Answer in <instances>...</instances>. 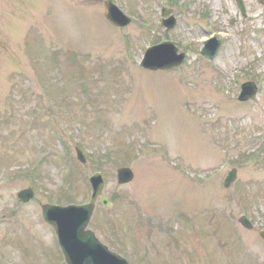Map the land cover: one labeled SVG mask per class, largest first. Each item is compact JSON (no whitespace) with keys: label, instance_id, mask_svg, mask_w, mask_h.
<instances>
[{"label":"rangeland","instance_id":"rangeland-1","mask_svg":"<svg viewBox=\"0 0 264 264\" xmlns=\"http://www.w3.org/2000/svg\"><path fill=\"white\" fill-rule=\"evenodd\" d=\"M104 1L0 0V179H7L0 186V264H63L41 205L86 201L96 172L105 194L117 197L108 209L98 204L94 220L139 221L143 229L142 251L132 240L121 249L133 264H264V30L252 38L260 22L237 16L234 0H114L133 17L120 28L106 20ZM246 2L249 15L264 10ZM164 8L177 18L170 30L161 24ZM212 35L222 45L210 60L200 50ZM162 38L187 51L186 61L170 71L144 70L143 52ZM54 54L56 64L42 65ZM68 63L74 69L64 79ZM249 66L259 93L242 103ZM121 165L135 172L127 184L116 180ZM234 167L236 180L225 188ZM193 175L212 179L203 188L192 185ZM27 187L37 192L20 203L16 194ZM179 212L191 224L181 246L167 248L160 229L173 228ZM243 214L251 230L238 222ZM94 226L104 243L118 245L120 233ZM149 231L157 247L143 240Z\"/></svg>","mask_w":264,"mask_h":264},{"label":"water","instance_id":"water-1","mask_svg":"<svg viewBox=\"0 0 264 264\" xmlns=\"http://www.w3.org/2000/svg\"><path fill=\"white\" fill-rule=\"evenodd\" d=\"M108 6L107 16L109 20L116 25H126L130 22V19L121 13V10L111 3L109 0L106 2ZM177 49L171 44H165L162 46H156L148 52L145 60L142 64L151 69H170L178 66L183 58L184 54L178 55ZM255 90L252 94L242 93L240 99L248 98L249 95L254 96ZM125 173L126 176L120 178L121 182L128 181L132 178V173L125 170L120 171ZM94 185V191L96 198L101 194L103 187V180L100 175H95L92 179ZM22 200L28 201L32 196V192H22L19 194ZM102 200L106 202L105 198ZM94 203L87 206H69L60 207L55 205L45 206L46 219L55 226L57 235H59L62 242L63 249L68 258L70 264H128L126 260L120 258L118 255L111 253L96 239L95 234L90 230H86ZM242 222L245 226L247 224L246 219Z\"/></svg>","mask_w":264,"mask_h":264}]
</instances>
